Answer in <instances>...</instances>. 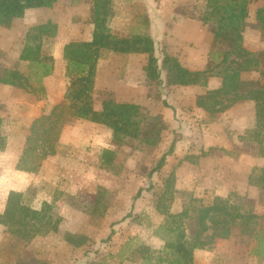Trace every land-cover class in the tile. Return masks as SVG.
<instances>
[{
  "label": "rangeland",
  "instance_id": "obj_1",
  "mask_svg": "<svg viewBox=\"0 0 264 264\" xmlns=\"http://www.w3.org/2000/svg\"><path fill=\"white\" fill-rule=\"evenodd\" d=\"M208 3L111 0L107 26L121 36L155 37L160 64L164 54H171L191 71H203L214 66L211 51L225 52L214 43L219 16ZM259 8H264V0H251L243 25L244 45L253 52L264 51L256 22ZM94 11L95 0H59L53 8L28 10L10 28L0 27V77L18 70L32 77L34 90L0 85L1 131L7 140L0 152V214L9 193L18 191L34 210L49 205L51 222L47 234L30 241L0 225V264H147L146 258L153 261L148 264H169L167 241L179 225L169 223L159 208L169 215L188 209L195 217L197 208L213 204L217 197L241 198L261 219L251 233L236 227L228 239L195 250L194 263L264 264V249L256 253L264 237V190L252 180L264 169V138L256 136L259 106L243 102L213 116L198 108L197 97L220 87L221 78H209L207 86L179 87L169 85L163 75L161 84L146 75L148 55L103 52L94 83L96 106L100 108L105 98L139 105L145 116L139 135L118 143L109 128L68 116L57 155L46 159L38 173L16 170L31 124L62 102L70 83L62 50L71 42L92 40ZM48 21L58 25L49 51L55 70L37 83L41 71L12 54H22L32 26ZM259 71L242 74V80L257 81ZM174 140V154L152 174ZM172 174L175 181L166 191ZM192 223L187 219L180 228L189 233ZM113 230L115 235L107 241Z\"/></svg>",
  "mask_w": 264,
  "mask_h": 264
},
{
  "label": "trees",
  "instance_id": "obj_2",
  "mask_svg": "<svg viewBox=\"0 0 264 264\" xmlns=\"http://www.w3.org/2000/svg\"><path fill=\"white\" fill-rule=\"evenodd\" d=\"M58 2L59 0H0V27L10 28L15 21L23 19L28 10L53 8ZM250 2L251 0H209L207 7L213 9L219 16L214 43L224 47L225 52L211 51L214 66L203 71H191L171 54H164L160 64V59L155 55V41L150 36L127 37L111 32L107 26L111 15V0H95L93 20L95 29L92 40L71 42L64 46L66 77L70 83L63 90L62 102L49 114H43L31 124L16 170L30 174L38 173L46 159L57 155L58 144L68 116L109 128L113 133V139L118 143L127 137L136 138L139 135L145 117L139 105L119 103L114 99L105 98L100 108L96 106L94 83L97 64L103 52L116 55H148L146 75L150 80H158L161 84L163 75H166L169 85L179 87L207 86L209 78H221V86L198 96L196 106L213 116L223 114L239 103L255 102L259 106L256 116L259 130H256V136L264 138V84H262L264 51L253 52L244 45L243 25L249 17ZM205 20L209 19L205 17ZM256 22L264 37V8L256 11ZM57 33L58 25L48 21L31 27L27 34L26 46L19 59L29 62L31 67L41 71V74L35 77L37 83H41L44 78L54 73L55 58L49 51L52 50L51 44L55 42ZM45 44L47 47L44 48ZM261 68L263 70L260 72ZM258 71L260 79L257 81L242 80V74ZM31 79L32 77L12 69L5 71L0 77V85L34 91ZM260 103L263 105L260 106ZM2 125L3 118L0 116V152L5 151L7 146L6 137L1 131ZM260 143L264 144V139H261ZM176 144L177 140H174L152 174L164 168L167 159L174 154ZM261 153L264 155V145ZM110 154L109 151L105 152V155ZM252 180L264 190V169ZM174 181L175 175L172 174L166 182V191L172 187ZM142 193L143 190H140L135 200H138ZM242 201L241 198L232 201L230 197L227 199L217 197L213 204L197 208L195 217L190 216L188 209L179 215H169L167 211H161L159 208L161 214L167 215L169 223L179 225L174 229L172 239L167 241V250L171 251L169 264H195V250L205 249L217 239H228L236 227L245 232H253L261 216L246 209ZM46 206L50 208L49 205ZM48 209L34 210L26 204L24 193L11 191L7 197L5 210L0 214V225L30 241L38 234L48 233V227L51 226L47 216ZM187 219L193 222L192 225H188L189 233L188 228H180L185 226ZM114 235L113 230L107 241ZM263 249L264 237H261L256 253L261 254ZM145 261L153 262L148 258ZM157 264L162 263L159 261Z\"/></svg>",
  "mask_w": 264,
  "mask_h": 264
},
{
  "label": "crops",
  "instance_id": "obj_3",
  "mask_svg": "<svg viewBox=\"0 0 264 264\" xmlns=\"http://www.w3.org/2000/svg\"><path fill=\"white\" fill-rule=\"evenodd\" d=\"M35 26H36V25H35ZM32 27H33V26H32ZM1 28H3V27H1ZM1 30H2V29H0V31H1ZM150 37H152L154 40H156L155 37H153V36H150ZM0 41H1V38H0ZM2 48H3V45L0 43V49H2ZM62 54H63V50H62ZM12 55H13L14 57H15V56H18V57H19V54H16V53H13ZM130 55H132V54H130ZM3 88H4V89H5V88H9V86H5V87H3Z\"/></svg>",
  "mask_w": 264,
  "mask_h": 264
}]
</instances>
